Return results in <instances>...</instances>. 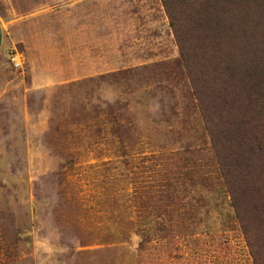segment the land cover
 <instances>
[{
	"label": "rangeland",
	"instance_id": "rangeland-1",
	"mask_svg": "<svg viewBox=\"0 0 264 264\" xmlns=\"http://www.w3.org/2000/svg\"><path fill=\"white\" fill-rule=\"evenodd\" d=\"M208 18L172 21L164 0H0V264H264L220 164L236 127L202 107L212 76L264 96V44L254 32L243 63Z\"/></svg>",
	"mask_w": 264,
	"mask_h": 264
},
{
	"label": "trees",
	"instance_id": "trees-1",
	"mask_svg": "<svg viewBox=\"0 0 264 264\" xmlns=\"http://www.w3.org/2000/svg\"><path fill=\"white\" fill-rule=\"evenodd\" d=\"M164 3L172 21L178 14L180 17L199 20L201 25V20L207 21L209 16L214 21L224 18L223 32H228L230 45L234 51L240 53L238 56L244 59L243 63L246 62L247 55H255L253 42L257 43V40L252 41L254 32L257 31L259 42L264 44L263 0H164ZM177 7L180 9L178 12ZM205 28L206 33L210 34V25ZM213 30L211 35H214L213 39L216 40L217 30ZM225 52L228 53L226 50ZM263 55L264 52L261 54L262 66ZM230 60L231 57H228V62ZM228 62L225 70L233 71L234 68ZM259 65L255 62L254 69ZM232 71L227 79L235 76ZM260 73H264V68L260 69ZM253 76L254 73H245L240 81L244 82L248 77L245 86L253 88ZM216 79L215 76L210 78L209 91L205 90L202 95V107L206 111L209 124H213L217 130L223 127L226 131V127H236L237 133L234 137L237 136V144L234 143L225 156L221 151L220 164L233 198H239L244 227L253 229L254 224L256 232L259 231L260 234L264 231V96L253 99L251 93L238 81L222 89ZM261 82L264 83L262 80ZM243 96L248 98L247 106L238 108L236 113H233L234 107L231 104L240 102ZM251 112L253 114L250 116Z\"/></svg>",
	"mask_w": 264,
	"mask_h": 264
},
{
	"label": "crops",
	"instance_id": "crops-1",
	"mask_svg": "<svg viewBox=\"0 0 264 264\" xmlns=\"http://www.w3.org/2000/svg\"><path fill=\"white\" fill-rule=\"evenodd\" d=\"M0 47H1V45H0Z\"/></svg>",
	"mask_w": 264,
	"mask_h": 264
}]
</instances>
